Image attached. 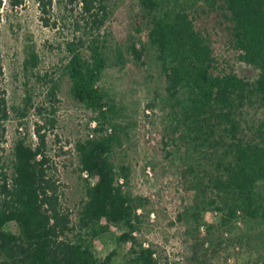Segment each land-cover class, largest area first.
Instances as JSON below:
<instances>
[{
    "label": "trees",
    "instance_id": "obj_1",
    "mask_svg": "<svg viewBox=\"0 0 264 264\" xmlns=\"http://www.w3.org/2000/svg\"><path fill=\"white\" fill-rule=\"evenodd\" d=\"M3 1L0 0V22ZM10 7L23 0H7ZM80 3L85 15L78 32L67 40L66 63L62 75L70 81L74 101L90 111L95 120L94 134L78 140L75 149L79 171L96 176L86 183V198L80 204L78 222L73 224L62 210L57 187L47 176V156L40 126L35 129L38 144L18 136L11 152H2L3 124L9 116L6 99L0 89V264H106L98 263L86 236L95 234L96 224L122 222L125 239L134 241L138 230V207L142 199L127 188L130 169L111 159L116 136L108 133L115 126L116 108L108 92L100 85L107 67V45L100 30L108 16L107 0H69ZM138 8L137 30H146L147 43L155 50L172 123L170 134L178 133L203 159L214 166L209 178L216 191L217 208L227 210L229 218L239 212L250 217L264 213L260 203V185L264 184V120L258 139L248 137L242 128L241 112L252 102H264V0H134ZM51 2V0H49ZM222 37L238 61L257 70L249 81L233 66L220 60L215 44ZM135 61L143 47L135 40L125 44ZM116 60L123 62L124 52L116 48ZM1 62V59H0ZM39 58L28 46L22 66L33 74ZM1 74V63H0ZM46 77L47 74H46ZM49 94L59 89L58 79ZM33 107L27 91L20 114ZM53 112V110H52ZM51 125L54 119L48 118ZM115 128V127H114ZM170 137V136H169ZM15 222L19 234L4 230ZM77 231L70 238L68 233ZM155 251L138 245L127 264H155Z\"/></svg>",
    "mask_w": 264,
    "mask_h": 264
},
{
    "label": "rangeland",
    "instance_id": "obj_2",
    "mask_svg": "<svg viewBox=\"0 0 264 264\" xmlns=\"http://www.w3.org/2000/svg\"><path fill=\"white\" fill-rule=\"evenodd\" d=\"M107 3L109 12L100 32L105 37L108 60L100 85L116 108L115 128L107 130L117 139L111 159L116 165L129 167L127 188L142 203L137 209L139 228L133 232L136 246L125 239L124 223L105 219L96 224L92 236L81 232L84 243L90 245L98 263L106 264H127L139 244L155 251V264H264V213L250 217L239 212L229 218L226 209L217 208L209 178L214 166L202 158L194 144L178 133H169L172 117L164 76L155 50L147 43L146 30H137L136 2ZM1 15L0 89L9 108L2 152L8 156L18 136L38 144L35 129L39 125L45 140L47 176L57 187L62 210L76 224L80 204L86 198V183L94 184L97 177L79 171L75 144L94 134L95 120L72 99L70 81L62 75V67L67 60L65 42L78 33L75 23L83 25L85 15L80 3L69 0H23L14 8L4 0ZM130 40L143 47L139 61L126 52L125 44ZM28 46L39 58L33 74L22 66ZM116 48L124 52L123 62L116 60ZM215 51L239 76L249 81L257 78V70L238 61L224 38L217 40ZM50 78L58 79L55 97L49 94ZM27 91L34 106L21 115L17 108L23 107ZM48 118L54 119L53 125ZM263 120L264 102L259 99L241 112L248 137L258 139L256 129ZM260 190L264 209V184ZM4 230L20 232L15 222L7 223ZM76 233L68 236L73 238Z\"/></svg>",
    "mask_w": 264,
    "mask_h": 264
},
{
    "label": "built area",
    "instance_id": "obj_3",
    "mask_svg": "<svg viewBox=\"0 0 264 264\" xmlns=\"http://www.w3.org/2000/svg\"><path fill=\"white\" fill-rule=\"evenodd\" d=\"M85 174V176H87V173H84Z\"/></svg>",
    "mask_w": 264,
    "mask_h": 264
}]
</instances>
